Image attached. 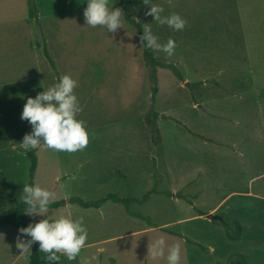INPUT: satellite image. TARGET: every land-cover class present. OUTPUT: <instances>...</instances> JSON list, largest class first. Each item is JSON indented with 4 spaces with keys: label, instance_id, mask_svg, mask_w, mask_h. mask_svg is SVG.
I'll use <instances>...</instances> for the list:
<instances>
[{
    "label": "rangeland",
    "instance_id": "obj_1",
    "mask_svg": "<svg viewBox=\"0 0 264 264\" xmlns=\"http://www.w3.org/2000/svg\"><path fill=\"white\" fill-rule=\"evenodd\" d=\"M110 2L175 41L171 57L153 51L155 78L125 16L108 33L86 25L87 0H0V213L21 200L33 152L34 183L64 202L51 218L83 217L88 231L59 264H166L167 252L148 256L161 236L181 264H264V0H151L183 17L182 31L146 15L150 5ZM62 75L77 81L88 145L24 152L26 99ZM19 239L0 227V264H28Z\"/></svg>",
    "mask_w": 264,
    "mask_h": 264
},
{
    "label": "clouds",
    "instance_id": "obj_2",
    "mask_svg": "<svg viewBox=\"0 0 264 264\" xmlns=\"http://www.w3.org/2000/svg\"><path fill=\"white\" fill-rule=\"evenodd\" d=\"M148 6L146 15L154 18L161 25L166 24L174 31H182L187 21L179 14L162 16L163 7L151 4V0H144ZM110 0H87L84 18L87 26H101L108 33H115L124 28L125 16L120 8H113ZM151 24H144L140 37L142 46L153 51L163 52L167 56L174 55L176 43L168 39L161 43L153 33ZM77 81L69 75H62L58 82L38 93L34 98L28 97L24 104L21 119L31 125V132L23 137L20 148L24 152L39 149L44 146L57 152L74 153L83 150L89 142V133L84 121L78 119L81 111L79 100L74 89ZM57 193L41 187L36 183L23 184L20 199L26 205L25 214L44 217L38 222L29 223L27 227L19 229L20 239L17 247L31 249L38 242L39 251L44 253L47 264H59L61 256L68 261H74L79 256L88 239V231L84 226V219H73L68 216L51 218L49 206L56 200ZM24 237L30 239L25 240ZM166 256V264H181V248L179 245L169 246L163 236L153 240L148 246V256L153 260Z\"/></svg>",
    "mask_w": 264,
    "mask_h": 264
},
{
    "label": "trees",
    "instance_id": "obj_3",
    "mask_svg": "<svg viewBox=\"0 0 264 264\" xmlns=\"http://www.w3.org/2000/svg\"><path fill=\"white\" fill-rule=\"evenodd\" d=\"M120 4L124 6H141L144 4V0H117ZM125 19L133 24L135 28L137 29L139 37H141L143 33V27L142 25L131 19L128 15H125ZM144 55L146 57V60L148 61L149 65L151 66L152 70V77L155 78V69L159 65L154 57L153 50L149 49L145 46H142ZM44 56L49 60V62L53 65V62L50 58L49 52L47 51V48H44ZM162 67L166 68H172L170 65H162ZM176 73V71H175ZM154 92H156V88H154ZM150 124V123H149ZM152 130L154 131L153 127H151ZM28 155L31 159V165H30V179H29V184L34 183V174L36 171L37 167V157L33 152H28ZM108 198L110 197H115L114 195H107ZM77 201L81 203L83 206L88 207L89 204L85 203L81 200ZM64 204L63 201H54L49 208H58L61 207ZM26 209V205L22 202V200L18 201L16 205L12 208H9L7 210H4L0 213V227L4 225H12L15 226L17 229H21L24 227H27L29 223L32 222H38L39 220L35 218L29 217L27 214L24 213ZM226 227H228V223L223 222ZM45 254L39 251V244L38 242L34 243L31 246L30 249V256H29V262L28 264H47L46 260L44 259ZM231 264H241V263H234L232 262Z\"/></svg>",
    "mask_w": 264,
    "mask_h": 264
},
{
    "label": "water",
    "instance_id": "obj_4",
    "mask_svg": "<svg viewBox=\"0 0 264 264\" xmlns=\"http://www.w3.org/2000/svg\"><path fill=\"white\" fill-rule=\"evenodd\" d=\"M208 218L222 220V218H221L220 216L215 215V214H209V215H208Z\"/></svg>",
    "mask_w": 264,
    "mask_h": 264
},
{
    "label": "crops",
    "instance_id": "obj_5",
    "mask_svg": "<svg viewBox=\"0 0 264 264\" xmlns=\"http://www.w3.org/2000/svg\"><path fill=\"white\" fill-rule=\"evenodd\" d=\"M214 210H215V209H214ZM214 210H213V211H214ZM213 211L211 210L210 212H213Z\"/></svg>",
    "mask_w": 264,
    "mask_h": 264
}]
</instances>
